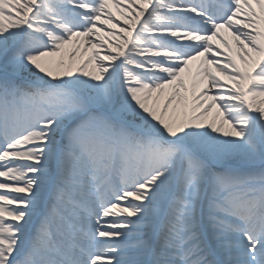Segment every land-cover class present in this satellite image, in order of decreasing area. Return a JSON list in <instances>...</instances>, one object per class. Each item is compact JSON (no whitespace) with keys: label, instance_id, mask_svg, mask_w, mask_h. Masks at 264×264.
Masks as SVG:
<instances>
[{"label":"snow or ice","instance_id":"snow-or-ice-1","mask_svg":"<svg viewBox=\"0 0 264 264\" xmlns=\"http://www.w3.org/2000/svg\"><path fill=\"white\" fill-rule=\"evenodd\" d=\"M124 2L0 0V264H264V0Z\"/></svg>","mask_w":264,"mask_h":264},{"label":"bare ground","instance_id":"bare-ground-1","mask_svg":"<svg viewBox=\"0 0 264 264\" xmlns=\"http://www.w3.org/2000/svg\"><path fill=\"white\" fill-rule=\"evenodd\" d=\"M136 3L137 7H139V1L138 2H134ZM123 4V11H126L127 13H129V11L125 8H127V3H125L124 1H122ZM125 6V7H124ZM222 35H225V37L228 39L229 43L232 45L233 49H235V42L232 40L231 36L228 35V33L225 30H221ZM214 44H219L220 48L223 49L224 51H227V49L224 48V45L218 40V39H214ZM237 63H239V59L237 58ZM194 67H195V62L193 63ZM227 84H230V81H224Z\"/></svg>","mask_w":264,"mask_h":264},{"label":"rangeland","instance_id":"rangeland-1","mask_svg":"<svg viewBox=\"0 0 264 264\" xmlns=\"http://www.w3.org/2000/svg\"><path fill=\"white\" fill-rule=\"evenodd\" d=\"M122 1H124V0H122ZM139 0H132V8H136V9H138L139 7H137V5H136V3H134V2H138ZM109 7L111 8V10L114 12V13H116V15H117V18L119 19V20H123V17L120 15V12H125V14H127V15H130L131 14V9H128V8H125V9H127L128 11H129V13H127L126 11H123L122 9H120V11H118L117 10V7H116V5L115 4H113V3H111V0H110V3H109ZM125 7V6H124ZM191 68H192V70L193 71H195V67H194V65H191Z\"/></svg>","mask_w":264,"mask_h":264}]
</instances>
